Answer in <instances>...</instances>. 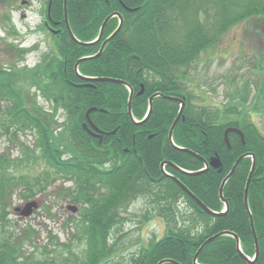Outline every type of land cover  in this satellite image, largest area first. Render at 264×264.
<instances>
[{"label": "trees", "instance_id": "trees-1", "mask_svg": "<svg viewBox=\"0 0 264 264\" xmlns=\"http://www.w3.org/2000/svg\"><path fill=\"white\" fill-rule=\"evenodd\" d=\"M205 2L67 0L70 27L83 43L97 37V30L109 15L119 12L123 16L124 24L120 32L107 43L99 58L82 62L79 71L83 76L127 82L134 92L132 114L137 121H141L147 113L149 99L161 93L163 96L153 100L150 117L143 123H135L128 114V86L98 79L87 81L76 75L78 60L94 55L99 47L75 42L66 30L64 0H51V18L59 22L63 29L58 38V58L51 59L48 65H38L31 72H26L25 68L11 73V70L8 72L0 68V99L6 103L0 110V139L7 136L10 141L16 142L13 137H17L18 131L34 129L39 149L36 154L34 149L26 146L23 162L0 149V216H5L9 210V199L15 187L28 184L29 192L24 194V198L34 193L32 183L22 176L17 178L12 168L41 158L56 175L67 173L77 180L78 186L71 193L74 200L83 202L80 224L76 226L77 240L86 239L90 244V264L102 257L100 246L107 243L109 232L118 224L116 221H122V213L119 212L121 204L131 198L132 192L140 186L146 192L155 193L160 203L157 211L166 219L167 229L160 240L142 245L136 258L127 264H160L167 259L176 263L164 264H194V256L201 245L208 238L225 232L231 234L220 236L202 249L198 264H264V133L253 121L254 115L246 109L257 104L264 108V105H261L258 95L252 99L244 97L241 102L243 109L240 110L237 106L224 109L201 106L186 90L180 77L183 73L178 71L181 67L190 66L198 54L213 45L219 34L234 22L247 15L264 12V5L253 0H210L216 13H219L220 24L209 25L204 21L202 23L199 17ZM204 14L208 16L209 11L206 9ZM188 16L195 19L187 22ZM179 19L184 22L180 35L174 29ZM118 21L114 17L108 22L105 36L112 32ZM26 74L29 82L36 85L42 94L53 97L57 93L55 100L67 113L62 132L54 129L57 122L54 116L36 113L21 95V84L14 78ZM164 96L179 97L186 103L173 132L176 146L169 141L168 134L179 113L180 102ZM90 108L98 109L90 115L98 128L106 132L116 130L115 134L103 138L102 145L82 127ZM228 127L240 128L245 144L239 134L232 132L229 134V149L224 140ZM63 138L69 140L71 162H63L58 155L60 148L57 142L62 143ZM244 154L256 159L248 190L252 217L244 203L251 157L244 158L226 182L223 195L228 211L222 215L202 211L175 180L177 178L182 182L207 207L220 213L225 206L219 194L222 181ZM215 155L222 162L220 171L210 167L199 174L185 172L200 170L204 165L200 157L209 160ZM105 162L110 163L109 171L101 167ZM164 162L174 163L185 171L166 165L165 171L170 176L165 175L161 168ZM48 177V174L42 176L36 182L42 185L41 182L44 183ZM98 185L109 187L110 191L103 194ZM70 191L67 188V192ZM181 202L189 205L194 212L193 219L182 220V224L177 217ZM251 220L260 247L254 262L246 258L254 257L256 248ZM4 223L0 221L2 228ZM233 235L238 236L240 249ZM19 249L15 241L3 242L0 264L21 263Z\"/></svg>", "mask_w": 264, "mask_h": 264}, {"label": "rangeland", "instance_id": "rangeland-1", "mask_svg": "<svg viewBox=\"0 0 264 264\" xmlns=\"http://www.w3.org/2000/svg\"><path fill=\"white\" fill-rule=\"evenodd\" d=\"M22 1L0 0V68H5L3 71L8 72L11 70V73L25 68L26 72H31L39 63L51 58L48 46L43 40L36 48L30 47L34 40L40 38L41 33L27 36L36 27H43L46 11L47 18L51 16L47 7L48 0H26V5L22 4ZM253 1L264 5V0ZM206 9L210 11L208 16L204 14ZM215 11L214 4L206 0L199 17H206L204 22L209 25L217 24L219 19L214 16ZM194 19L195 17L188 16L186 21L191 22ZM218 22L220 24V21ZM97 31L99 34L101 27ZM116 31L118 24L108 36H105L107 34L103 31V40H100L97 46L100 47ZM73 36L76 37L75 34ZM41 55L46 57L45 61ZM178 71L183 73L180 77L186 90L191 92L195 97L194 101L201 106H212L214 109L237 106L240 110L243 109L241 102L244 97L252 99L258 95L261 105H264V17L258 16L249 23L235 25L222 35L220 41L200 52L190 66L181 67ZM28 78L27 74L14 78L22 85L20 87L24 95L20 94L36 113L54 116L57 120L56 124H53L54 129L58 133L62 132L67 114L64 109L59 108L55 100L56 95L51 97L42 94ZM254 100L256 101L255 98ZM255 101L254 104H257ZM5 104L0 99V110ZM246 109L253 113V121L264 133V108L257 104ZM16 136L13 138L17 144L7 136H2L0 149L21 162L24 161L22 156L26 146L34 149V153H39L34 129L18 131ZM57 143L61 160L71 162L72 155L67 145L69 140L63 138L62 143ZM34 161L36 162H27L12 168L17 178L22 176L25 181L33 182L31 188L35 197L24 198V194L29 192L28 184L22 183L12 190L10 208L5 216H0L2 224L5 222L4 228L0 226V247L3 242L15 241L20 248L19 257L22 260L18 264H89L87 244L83 240H77L76 226L81 217V204L74 201L73 195L67 192V188L74 189L78 185L77 180L67 173L56 175L41 158ZM47 174L50 177L45 179L44 183L41 182L42 185L36 182ZM98 188L103 189L99 186ZM135 190L131 198L121 204L119 212L123 214L122 221H116L118 224L107 237V243L100 246L102 257L94 264H109L108 261L112 258L110 264H127L136 258L141 245L159 240L167 229L163 216L158 214L160 203L155 193L146 192L141 186ZM31 200L38 201V206L30 216H21L14 211L15 207L25 206ZM70 204L78 210H70ZM179 209L181 213L178 212L177 217L180 224L182 220L193 219L194 212L190 206L187 208L180 203ZM182 213L185 214L184 217L181 216ZM54 237H57L58 242Z\"/></svg>", "mask_w": 264, "mask_h": 264}, {"label": "water", "instance_id": "water-1", "mask_svg": "<svg viewBox=\"0 0 264 264\" xmlns=\"http://www.w3.org/2000/svg\"><path fill=\"white\" fill-rule=\"evenodd\" d=\"M66 1H67V0L64 1V2H65V13H66ZM112 16H113V15H112ZM112 16H109V17L105 20V22L103 23V25H102V29H101V33H100V36H99L100 38L102 37V33H103V31H104L105 26L107 25L108 21L110 20V18H111ZM121 23H122V22H121ZM121 26H122V24H121L120 27L118 28V31L121 29ZM118 31H116V32H115L110 38H108V39L103 43L100 52H99L94 58L99 57V55H100L101 52L103 51V48H104V46L106 45V43H107L108 41H110V40L116 35V33H117ZM70 33H71V32H70ZM71 35H72V34H71ZM72 37L74 38L73 35H72ZM81 61H82V60H80V62H81ZM78 65H79V62L76 64V68L78 67ZM100 80H104V81H116V82L124 83V81H120V80H111V79H100ZM154 97H155V96H153V97L150 98V112H149V114H148V117H149V115H150V113H151V111H152V102H153V98H154ZM131 100H132V94H131V96H130V99H129V106H128V112H129V115H130V116H131ZM183 107H184V103L182 104V109H183ZM95 110H96L95 108H92V109H90V110L87 112V119H88V123L92 126L93 129H95L96 133H92V131H91L90 129H88L87 124H83V127H84L85 129H87L88 132H90V133L93 134L94 136L99 137V138H102L104 134H110V133L102 132V131H100L95 125L92 124V122H91V120H90V117H89V114H90L92 111H95ZM181 112H182V110L180 111V114L178 115V117L176 118L174 124L172 125V127H171V129H170V132H169V140H170V141H172L173 130H174L175 125L177 124V122H178L179 119H180ZM131 117H132V116H131ZM230 130H231V131L234 130V131L239 132V131L236 130V129H230ZM230 130H227V132H226V138H225V139H226L227 142H228V140H227V136H228V132H229ZM115 132H116V130L113 131L112 133L114 134ZM239 161H240V160H239ZM211 165H212L213 167H215V168H219V167L221 166V164H220V162H219V159H217V158L211 160ZM254 168H255V163L253 164V168H252L251 174H252ZM250 180H251V175H250V177H249V179H248V182H247V188H246V192H245V205H246V207H247V204H248V202H247V193H248V192H247V189H248V186H249ZM225 181H226V180L223 181L222 186H221V188H220V194H221V195H222V193H223V187H224ZM183 188L189 193V195H191V196L193 197V199H195V200L197 201V203L203 208V210H205V211H207V212H209V213L211 212V211H210V210H209L204 204H202V202H200V201H199V200H198V199H197L192 193H190V192L186 189L185 186H183ZM34 205H35L34 203L29 204V205H28V210H29L32 206H34ZM247 209H248V208H247ZM252 228H253V234H254L255 243H256V256H258V255H259V246H258V240H257V236H256V232H255V229H254V224H253V222H252ZM219 236H220V234H219V235H216V236H214V237H212V238H209V239H208V240H207V241L201 246L200 251H201V250H202V249H203L208 243H210L211 241H213L214 239H216V238L219 237ZM235 238H236L237 242L239 243V239H238V237L235 236ZM198 255H199V252H198V254L195 256V261H196Z\"/></svg>", "mask_w": 264, "mask_h": 264}, {"label": "flooded vegetation", "instance_id": "flooded-vegetation-1", "mask_svg": "<svg viewBox=\"0 0 264 264\" xmlns=\"http://www.w3.org/2000/svg\"><path fill=\"white\" fill-rule=\"evenodd\" d=\"M45 24L48 25V22H47L46 20H45ZM49 25L52 26L50 23H49ZM53 29H54L55 31H57V35H56V36H57V38H58V29H59V28L53 26Z\"/></svg>", "mask_w": 264, "mask_h": 264}]
</instances>
